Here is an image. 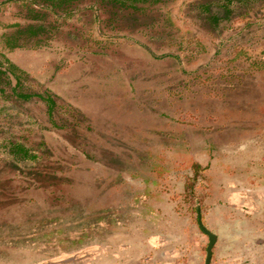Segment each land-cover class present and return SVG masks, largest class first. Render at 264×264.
Wrapping results in <instances>:
<instances>
[{
  "label": "rangeland",
  "instance_id": "rangeland-1",
  "mask_svg": "<svg viewBox=\"0 0 264 264\" xmlns=\"http://www.w3.org/2000/svg\"><path fill=\"white\" fill-rule=\"evenodd\" d=\"M95 1L43 10L48 34L12 50L6 34L36 22L0 1L18 92L56 100L55 126L42 102L0 94V264H201L196 203L215 236L209 264H264L260 15L211 29L209 0L114 20ZM9 142L40 150L38 168Z\"/></svg>",
  "mask_w": 264,
  "mask_h": 264
},
{
  "label": "trees",
  "instance_id": "trees-1",
  "mask_svg": "<svg viewBox=\"0 0 264 264\" xmlns=\"http://www.w3.org/2000/svg\"><path fill=\"white\" fill-rule=\"evenodd\" d=\"M1 1V0H0ZM15 1V0H4ZM22 1L29 13V19L35 21V24H15L13 32L4 37L5 48L8 50L24 47L26 39H41V36L48 34L47 26L38 23L42 19L43 10L60 11L68 13L73 4L81 0H16ZM168 0H96L99 9L109 14V18L114 20L122 12L134 14L144 12L147 9L167 2ZM217 2L212 9V3ZM201 8L199 13L205 19L209 28L215 29L220 23H228L232 20L250 19L255 13L260 15V19L255 21L254 26L264 33V0H209L198 5ZM212 9V10H211ZM36 42V41H35ZM35 45L34 47H37ZM21 72L12 65L2 54H0V94L4 93V86L8 85L9 95L17 100L28 102L33 99L42 102L45 106V113L50 123L56 108L55 98L47 91L40 93L18 92L19 75ZM14 81L13 86H9L10 81ZM61 127V126H57ZM6 153L14 162L29 164L37 167L42 160L40 150H31L20 143L9 142ZM40 168V167H39ZM192 181V180H191ZM184 190L188 194L192 193V184L185 183Z\"/></svg>",
  "mask_w": 264,
  "mask_h": 264
},
{
  "label": "water",
  "instance_id": "water-1",
  "mask_svg": "<svg viewBox=\"0 0 264 264\" xmlns=\"http://www.w3.org/2000/svg\"><path fill=\"white\" fill-rule=\"evenodd\" d=\"M195 212H196V220H197L198 228L204 235H206L208 241L207 246L205 248V256H204L203 264H209V260L211 256V248L214 244L215 236L202 226L197 203L195 204Z\"/></svg>",
  "mask_w": 264,
  "mask_h": 264
},
{
  "label": "crops",
  "instance_id": "crops-1",
  "mask_svg": "<svg viewBox=\"0 0 264 264\" xmlns=\"http://www.w3.org/2000/svg\"><path fill=\"white\" fill-rule=\"evenodd\" d=\"M231 200H233V196H232L231 198L227 199L226 202L229 203ZM225 207H226L225 209L222 208V207H219L218 210H217V212H218V213L223 212V213L229 214V209H227V208H229V207H231V206L228 204V205L225 206ZM230 210H231V209H230ZM211 254H213V253H211ZM201 264H203V261L201 262Z\"/></svg>",
  "mask_w": 264,
  "mask_h": 264
}]
</instances>
